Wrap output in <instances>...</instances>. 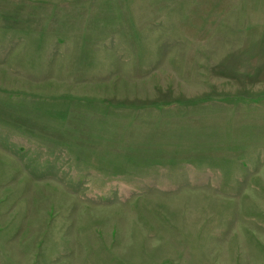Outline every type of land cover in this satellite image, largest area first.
Here are the masks:
<instances>
[{"label":"rangeland","instance_id":"rangeland-1","mask_svg":"<svg viewBox=\"0 0 264 264\" xmlns=\"http://www.w3.org/2000/svg\"><path fill=\"white\" fill-rule=\"evenodd\" d=\"M0 264H264V0H0Z\"/></svg>","mask_w":264,"mask_h":264},{"label":"trees","instance_id":"trees-1","mask_svg":"<svg viewBox=\"0 0 264 264\" xmlns=\"http://www.w3.org/2000/svg\"><path fill=\"white\" fill-rule=\"evenodd\" d=\"M89 107H92V105L91 104H89ZM110 108V107H109ZM93 109H95V108H93ZM92 110V109H91ZM96 113H97V115H98V113H100V112H97L96 111ZM103 115H104V113L106 114L107 112L106 111H103V112H101ZM77 114V113H76ZM79 115V114H78ZM96 117V115L94 114V113H89L88 112V118L89 119H93V118H95ZM68 124H69V122H68Z\"/></svg>","mask_w":264,"mask_h":264}]
</instances>
